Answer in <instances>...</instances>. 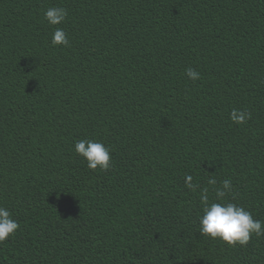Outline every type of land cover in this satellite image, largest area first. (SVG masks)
I'll return each instance as SVG.
<instances>
[{
	"label": "trees",
	"instance_id": "trees-1",
	"mask_svg": "<svg viewBox=\"0 0 264 264\" xmlns=\"http://www.w3.org/2000/svg\"><path fill=\"white\" fill-rule=\"evenodd\" d=\"M210 178L264 221V0H0V206L20 225L0 264H264V237L199 234Z\"/></svg>",
	"mask_w": 264,
	"mask_h": 264
},
{
	"label": "clouds",
	"instance_id": "clouds-1",
	"mask_svg": "<svg viewBox=\"0 0 264 264\" xmlns=\"http://www.w3.org/2000/svg\"><path fill=\"white\" fill-rule=\"evenodd\" d=\"M68 11L64 7L50 6L43 12L44 20L53 28L51 33V44L53 46H68L69 40L62 24ZM185 75L190 80H198L200 73L189 67L185 70ZM251 118V113L245 110L232 109L229 119L237 124H244ZM110 148L102 142L94 140L74 141V152L83 157L90 170L100 169L106 171L110 168L111 155ZM185 187L195 191L198 185L194 184L191 175H185ZM208 185L212 186L215 199L210 200L209 189L206 187L199 194L200 215L198 216V230L201 236H207L213 240H220L229 246H247L251 238L264 237V221L255 220L251 212L243 206L226 201V197L232 192L233 185L230 179L223 180L219 186L215 178L208 180ZM20 225L12 218L11 212L0 206V243L13 236Z\"/></svg>",
	"mask_w": 264,
	"mask_h": 264
}]
</instances>
